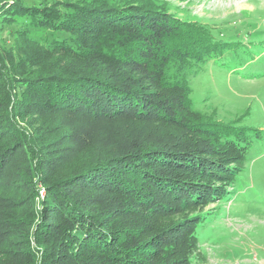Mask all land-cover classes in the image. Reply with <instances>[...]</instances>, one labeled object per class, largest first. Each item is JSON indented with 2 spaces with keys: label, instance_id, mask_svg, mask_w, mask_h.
<instances>
[{
  "label": "trees",
  "instance_id": "obj_1",
  "mask_svg": "<svg viewBox=\"0 0 264 264\" xmlns=\"http://www.w3.org/2000/svg\"><path fill=\"white\" fill-rule=\"evenodd\" d=\"M64 3L27 11L49 39L0 50V264L205 260L198 228L251 147L192 106L218 43L150 3Z\"/></svg>",
  "mask_w": 264,
  "mask_h": 264
},
{
  "label": "rangeland",
  "instance_id": "obj_2",
  "mask_svg": "<svg viewBox=\"0 0 264 264\" xmlns=\"http://www.w3.org/2000/svg\"><path fill=\"white\" fill-rule=\"evenodd\" d=\"M66 1L0 0V6H7L0 13V50L15 57L23 30L49 39L48 24L35 23L27 11L33 8L42 14L48 6L65 10ZM118 1L133 0L111 3ZM136 1L201 26L214 38L215 54L188 74L193 109L233 127L250 129L244 170L226 199L208 207L211 214L198 228L206 259L192 264H264V0Z\"/></svg>",
  "mask_w": 264,
  "mask_h": 264
}]
</instances>
